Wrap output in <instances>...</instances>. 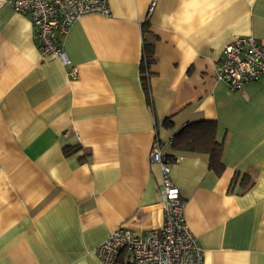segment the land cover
<instances>
[{
    "label": "crops",
    "instance_id": "0c3cea01",
    "mask_svg": "<svg viewBox=\"0 0 264 264\" xmlns=\"http://www.w3.org/2000/svg\"><path fill=\"white\" fill-rule=\"evenodd\" d=\"M7 1L0 264H101L94 250L120 226H162L163 175L150 159L156 141L172 161L204 264H264V75L242 91L216 79L236 36L264 45V0H108L110 16H85L60 38L70 67L42 57L29 16ZM145 24L156 59L148 90ZM201 121L216 123L224 145L220 176L208 154L171 143Z\"/></svg>",
    "mask_w": 264,
    "mask_h": 264
},
{
    "label": "built area",
    "instance_id": "2783aa9c",
    "mask_svg": "<svg viewBox=\"0 0 264 264\" xmlns=\"http://www.w3.org/2000/svg\"><path fill=\"white\" fill-rule=\"evenodd\" d=\"M7 3L13 11L29 16L42 57L58 58L67 67L71 61L60 38L85 16H110L108 0H8ZM263 75L264 45L259 39L236 36L225 46L216 70L218 81L233 91H242L246 84L259 81ZM71 76H76L75 71ZM150 159L160 165L163 175L160 204L163 225L145 231L122 225L94 250L95 254L101 264H204V250L185 220L180 190L170 177L172 161L157 141L152 145Z\"/></svg>",
    "mask_w": 264,
    "mask_h": 264
},
{
    "label": "trees",
    "instance_id": "16d2710c",
    "mask_svg": "<svg viewBox=\"0 0 264 264\" xmlns=\"http://www.w3.org/2000/svg\"><path fill=\"white\" fill-rule=\"evenodd\" d=\"M144 34V57H143V82L148 90V77L150 67L155 63L154 36L150 32L148 24L143 26ZM147 74V75H146ZM173 147L187 152L206 153L210 157V168L217 175H222L225 170L222 156L224 145L217 141L215 122H196L189 123L183 127L173 139ZM69 152V151H68ZM246 181V183L244 182ZM245 183V184H244ZM250 177L244 176L243 185H252Z\"/></svg>",
    "mask_w": 264,
    "mask_h": 264
},
{
    "label": "clouds",
    "instance_id": "9594fccd",
    "mask_svg": "<svg viewBox=\"0 0 264 264\" xmlns=\"http://www.w3.org/2000/svg\"><path fill=\"white\" fill-rule=\"evenodd\" d=\"M178 31H179V29H178Z\"/></svg>",
    "mask_w": 264,
    "mask_h": 264
}]
</instances>
